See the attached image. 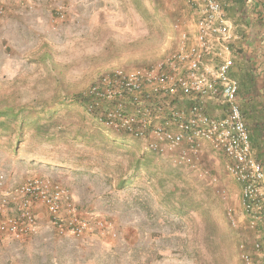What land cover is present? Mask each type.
Listing matches in <instances>:
<instances>
[{
    "label": "rangeland",
    "instance_id": "1",
    "mask_svg": "<svg viewBox=\"0 0 264 264\" xmlns=\"http://www.w3.org/2000/svg\"><path fill=\"white\" fill-rule=\"evenodd\" d=\"M3 1L0 98L25 104L32 113L87 91L117 67L156 64L175 49L182 31L194 33L197 22L188 0H160L162 21L153 19L154 5L145 13L138 0ZM235 18L230 16L233 23ZM234 25L240 38L233 44L252 43L249 28ZM53 122L47 133L26 130L22 141L0 131V176L7 184L35 176L61 182L84 217L106 218L116 236H61L40 209L38 234L0 240V264H240L237 246L254 234L227 221V206L242 208L240 186L226 173L224 156L210 148L201 155V165L219 177L213 184L168 157L145 152L143 140L84 122L82 111L68 102ZM134 151L146 154L148 167L132 186L120 189L119 180L134 172ZM180 193L206 202L218 229L208 231L197 213L184 220L166 213L163 200Z\"/></svg>",
    "mask_w": 264,
    "mask_h": 264
},
{
    "label": "built area",
    "instance_id": "2",
    "mask_svg": "<svg viewBox=\"0 0 264 264\" xmlns=\"http://www.w3.org/2000/svg\"><path fill=\"white\" fill-rule=\"evenodd\" d=\"M253 0H247L251 3ZM196 8L193 34L182 31L178 45L148 67H117L88 89L93 109L107 102L100 121L107 128L143 140V150L168 157L217 184L219 177L201 165L207 148L225 158L226 173L241 189V212L226 208L233 228L253 239L237 246L240 264H264V164L255 153L233 75L232 45L239 36L220 0H188ZM6 14L0 0V19ZM264 50V35L260 43ZM216 105L221 116L210 112ZM228 200L226 189H219ZM41 210L61 236H116L106 218L84 217L67 186L35 176L7 184L0 176V240L22 241L40 232ZM239 212L241 214H239Z\"/></svg>",
    "mask_w": 264,
    "mask_h": 264
},
{
    "label": "trees",
    "instance_id": "3",
    "mask_svg": "<svg viewBox=\"0 0 264 264\" xmlns=\"http://www.w3.org/2000/svg\"><path fill=\"white\" fill-rule=\"evenodd\" d=\"M160 0H138V6H145L143 10L145 13L149 11L147 5H154V10L152 12L153 19H160L162 21V11L159 8ZM224 2L225 10L227 16H235L234 23L236 25L245 26L246 28H251V35L255 34L258 30L264 28V0H253L251 3H248L247 0H220ZM253 3V4H252ZM189 4V2H188ZM190 11L193 14L196 12V8L190 5ZM249 13H256V21L253 25V21L249 16ZM197 17V16H196ZM247 33V32H246ZM246 33L242 34V37H246ZM249 36V34L247 33ZM260 37L257 34L256 39ZM240 38V36H239ZM262 38V37H261ZM252 43H256L255 38L251 40ZM256 46V45H255ZM234 57L240 56L241 59L237 60V69L233 72V75L239 80V96L241 100L242 110L245 116V121L247 126L255 135V142L258 137L262 135L261 131H264V92H261L260 88L256 83V76L259 75L258 68L261 66V58L257 57L256 54L252 55L250 58H247L244 49L239 47L236 44L232 45ZM255 52V51H254ZM46 57L49 58L52 56L51 51L46 49ZM254 59V60H253ZM258 64L255 66L252 63ZM256 68H255V67ZM264 72V70H263ZM61 99V100H60ZM53 103V106L44 105L38 112L32 113L30 110H27V105L21 103H13L10 100H7L4 97L0 98V131L5 134L17 135L18 141L22 139L27 134L26 130L35 129L39 133L48 132V128L53 126V118L59 113L60 106L68 102L69 105L78 106V110L82 111V118L84 122H88L91 125H103L100 119L103 117L105 108L108 106L107 102H102L100 106L90 109V105L95 102L94 96H92L89 91L77 93L71 96H63ZM59 106V108L57 107ZM34 115L30 118V115ZM44 121V122H43ZM46 121V123H45ZM111 129V128H110ZM102 133V131H101ZM107 141L116 143V139H108ZM94 142L87 141L88 145L94 147ZM258 144V141L256 142ZM127 144L121 142L120 144L116 143L118 146ZM133 166L130 177L121 178L118 182L120 189H126L133 185L140 178L143 169L148 167V157L146 154H139L137 151L133 152ZM165 204V212L178 216L181 220L187 218H192L194 213L200 214L203 219V223L209 224L208 231H215L218 229V220L215 218L212 212V208L202 201H197L196 198L191 197V195H186L185 193H180L174 198H168L163 200Z\"/></svg>",
    "mask_w": 264,
    "mask_h": 264
},
{
    "label": "crops",
    "instance_id": "4",
    "mask_svg": "<svg viewBox=\"0 0 264 264\" xmlns=\"http://www.w3.org/2000/svg\"><path fill=\"white\" fill-rule=\"evenodd\" d=\"M262 11H264L263 8H262ZM249 16L251 18V21H253V23H254V21L257 20L256 19V13H249ZM253 25L256 26L255 23ZM255 29L257 31L255 32V34H252L251 37L255 38L256 43H249L247 41L246 42L240 41V42H238V44L241 43V46H238V48L242 47L244 49V52H245L247 58H250L252 55L256 54L257 57H260L261 60H263V61H261V64L259 62V65H261V66L258 68V71L260 73H259V75L257 74V76H256V83H257L258 87L260 88L261 92H264V72H263V70H264V50L261 51V48H260L261 39L263 38V35H264V28L262 30L261 29L258 30L257 28H255ZM252 30H251V28H249V30L247 31L249 36H250V33L252 32ZM257 34L260 35V37L258 36V38L256 39ZM252 38H251V40H252ZM238 40H239V38H238ZM235 42H237V40ZM239 59H241V57L236 56L235 64H237V60H239ZM254 64L255 63H252V65H254ZM256 65H258V64H255V66ZM236 69H237V65H235L233 72ZM210 112L215 114V115L221 116L219 108L216 105H212L210 107ZM263 123H264V120H263ZM263 130H264V128H263ZM251 132H253V131L251 130ZM261 132H262V135L260 137H258V139H256L258 141V144L256 143L257 141L255 142V135L253 133L251 134V140H252V145H253L254 153H255L256 157L260 161H262L264 164V131H261Z\"/></svg>",
    "mask_w": 264,
    "mask_h": 264
}]
</instances>
